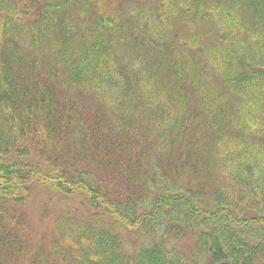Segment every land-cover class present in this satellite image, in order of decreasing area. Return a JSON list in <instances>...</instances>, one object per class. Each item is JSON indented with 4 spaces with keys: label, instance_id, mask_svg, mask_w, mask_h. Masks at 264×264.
<instances>
[{
    "label": "trees",
    "instance_id": "1",
    "mask_svg": "<svg viewBox=\"0 0 264 264\" xmlns=\"http://www.w3.org/2000/svg\"><path fill=\"white\" fill-rule=\"evenodd\" d=\"M0 264H264V0H0Z\"/></svg>",
    "mask_w": 264,
    "mask_h": 264
},
{
    "label": "rangeland",
    "instance_id": "2",
    "mask_svg": "<svg viewBox=\"0 0 264 264\" xmlns=\"http://www.w3.org/2000/svg\"><path fill=\"white\" fill-rule=\"evenodd\" d=\"M113 1H114V2H116L117 0H113ZM107 5L109 6V5H110V3H108V2H107ZM32 212H33V211H32Z\"/></svg>",
    "mask_w": 264,
    "mask_h": 264
}]
</instances>
